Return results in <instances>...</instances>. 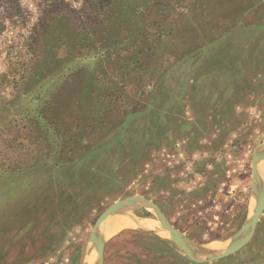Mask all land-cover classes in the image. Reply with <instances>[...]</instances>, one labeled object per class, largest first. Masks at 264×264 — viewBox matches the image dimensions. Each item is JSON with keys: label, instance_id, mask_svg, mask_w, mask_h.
<instances>
[{"label": "rangeland", "instance_id": "obj_1", "mask_svg": "<svg viewBox=\"0 0 264 264\" xmlns=\"http://www.w3.org/2000/svg\"><path fill=\"white\" fill-rule=\"evenodd\" d=\"M131 2L135 25L107 32L128 31L120 55L137 63L93 57L90 47L69 54L70 29L53 34V15L73 12L78 26L98 15L84 0H0V264H94L87 244L96 218L133 194L151 199L190 241L211 248L229 242L252 213V159L264 133V0ZM139 33L146 42L159 35L145 56L136 54L145 47ZM79 82L85 119L108 107H97L85 82H116L112 90L128 82L127 108L140 114L124 148L88 164L67 191L51 192L45 173L67 157L68 139L85 135L57 98L76 96ZM39 87L56 88L51 97L60 104H50L54 114L36 123L46 100L33 95ZM117 118L116 109L107 113L110 124L100 132L115 130ZM258 166L264 184V159ZM56 205L62 210L54 212ZM101 231L104 264H264V209L250 241L212 262L188 258L144 207L108 216Z\"/></svg>", "mask_w": 264, "mask_h": 264}, {"label": "trees", "instance_id": "obj_2", "mask_svg": "<svg viewBox=\"0 0 264 264\" xmlns=\"http://www.w3.org/2000/svg\"><path fill=\"white\" fill-rule=\"evenodd\" d=\"M134 1H143V3L150 4L148 3V0ZM84 3L91 4L92 6H90L92 7L93 11H96L98 15L95 13L97 16L92 14V16L89 17L90 15L87 14L86 21L79 22L78 26L71 24L72 22L70 18L74 16L73 12H66L64 15L60 14L58 16L53 15L54 28H57L54 29L53 34L68 31L65 30L67 26L70 29L71 35L67 39V43L64 42L66 47L68 45L72 46L69 54L78 53V55H80L81 51L84 52L86 48L90 47V50H93V57L104 58L108 61L111 60L112 55L115 54L117 55L116 58L119 60L127 61L130 59V63H137L131 55H120L122 54L120 47H127V43H123L122 40L126 39L125 37H127L129 34L128 31L119 28L120 30L118 33L107 32V29H110V26H118L119 23L135 25L132 16L127 14V12L133 8L132 5L134 3L132 4L131 0H84ZM140 4L141 3H139L138 6H141ZM49 10L50 9L48 8L44 11L49 12ZM50 23L51 22L47 23V28L45 30L51 31ZM140 34L141 38L139 39V43H142V45L145 47L138 48L136 54L138 56H145L146 53L152 48L154 43L159 40V35L153 33L154 37L150 36V39L146 42L144 39V34L139 33L138 35ZM70 42L72 44H70ZM128 43L129 45H133L135 42L131 44L130 42ZM54 44L52 45L53 47H55ZM128 48L129 50H126V54H129V52L131 53L132 51L130 46H128ZM75 56L77 55H74V57ZM138 65H141L140 62ZM69 74H66V78H68ZM38 83L40 82H36V84ZM66 83L74 84V82ZM66 83H61V87ZM79 83L80 87L77 89L76 96L61 93L57 98H61L63 104L67 108L66 115L74 119L71 120L70 124L80 132L82 131L85 135L81 139L74 140L72 142L71 139H68L66 145L70 146V148L67 150L66 146L64 147V153L67 155V157L59 156L51 164L52 166H50L49 170L45 173L44 178L51 186V192H56L57 190L67 191L71 185L75 184L81 170L86 169L88 164H91L94 160L98 161L102 157H105L106 154L111 156L116 154L114 151L115 149L118 150L120 147L124 148L123 141H125L127 138L126 130L129 127L130 122L133 120V117H138L140 114V111L132 112L127 108V95L125 92L128 82H120V84L117 85L118 87L113 88V90L112 86L110 85H114L116 82H85L86 86H88L86 87L88 92L93 94L92 98L95 101L97 107L99 108L104 105L108 106L103 110L102 113H99L102 114V116L98 115L96 117L93 115L90 120L85 119L84 114H90L85 113L81 108L82 92H80L81 82ZM132 83H134L136 87H139V90H141L140 93H145L144 85L141 84V82ZM156 83L157 82L153 83L154 87L157 85ZM47 90L48 92H46ZM58 93L59 92H56V88H37L36 93L33 95L36 98L46 97V100L43 102V109L37 113L36 117L33 118L36 123L45 119L44 117H41V114L45 113V116L46 114H54V112L50 110L49 105L60 104L59 101L55 100ZM17 96L19 95H16V97ZM51 96L55 98L52 99ZM115 109L118 111V120L113 125L116 127V129L112 130L111 133L108 132L102 134L100 130L103 129L105 125L110 124V121L106 120V114L115 111ZM93 122H96V124ZM40 124L43 126L42 123ZM88 127L90 130L86 131ZM52 173H54V175L57 177L53 176ZM52 195L54 196L53 193ZM55 207H57V210H54L56 208L52 209L54 212L62 210L61 206L56 205Z\"/></svg>", "mask_w": 264, "mask_h": 264}, {"label": "water", "instance_id": "obj_3", "mask_svg": "<svg viewBox=\"0 0 264 264\" xmlns=\"http://www.w3.org/2000/svg\"><path fill=\"white\" fill-rule=\"evenodd\" d=\"M261 140L263 141L261 143ZM260 149V150H259ZM264 159V133L257 141L253 159L252 173L250 182V197L254 198L255 203L248 220L245 225L235 233L231 240L225 243L224 246L216 248L207 247L190 241L182 232L176 229L169 220L165 217L157 204L151 199L140 194L126 196L119 200L110 203L96 218L88 237L87 250L95 254L94 264H104L103 261V245L104 234L101 231L102 223L105 219L125 208L144 207L150 210L157 217L163 230L168 235L169 239L191 260L203 263L212 262L228 255H231L245 246L252 238L256 225L263 213L264 209V184L261 183V170L258 166L259 159ZM264 168V167H263Z\"/></svg>", "mask_w": 264, "mask_h": 264}]
</instances>
